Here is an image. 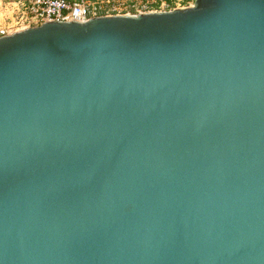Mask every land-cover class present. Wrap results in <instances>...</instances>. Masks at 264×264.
Segmentation results:
<instances>
[{
    "label": "water",
    "instance_id": "water-1",
    "mask_svg": "<svg viewBox=\"0 0 264 264\" xmlns=\"http://www.w3.org/2000/svg\"><path fill=\"white\" fill-rule=\"evenodd\" d=\"M0 264H264V0L0 36Z\"/></svg>",
    "mask_w": 264,
    "mask_h": 264
},
{
    "label": "built area",
    "instance_id": "built-area-1",
    "mask_svg": "<svg viewBox=\"0 0 264 264\" xmlns=\"http://www.w3.org/2000/svg\"><path fill=\"white\" fill-rule=\"evenodd\" d=\"M193 0H0V36L50 21L137 15L191 5ZM184 4L180 6L179 3Z\"/></svg>",
    "mask_w": 264,
    "mask_h": 264
},
{
    "label": "rangeland",
    "instance_id": "rangeland-1",
    "mask_svg": "<svg viewBox=\"0 0 264 264\" xmlns=\"http://www.w3.org/2000/svg\"><path fill=\"white\" fill-rule=\"evenodd\" d=\"M192 3V2H191ZM180 6H183L184 4H182L181 2L179 3ZM188 6V5H187Z\"/></svg>",
    "mask_w": 264,
    "mask_h": 264
}]
</instances>
